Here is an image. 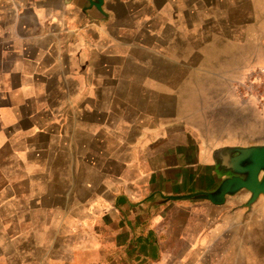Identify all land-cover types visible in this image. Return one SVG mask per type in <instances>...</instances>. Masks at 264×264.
Here are the masks:
<instances>
[{"label":"rangeland","instance_id":"obj_1","mask_svg":"<svg viewBox=\"0 0 264 264\" xmlns=\"http://www.w3.org/2000/svg\"><path fill=\"white\" fill-rule=\"evenodd\" d=\"M1 1L14 5V0ZM85 1L84 9L95 8L106 17L104 0L100 7ZM195 1L186 0L187 8H196ZM131 5L143 6L137 1ZM124 21L137 26L131 19ZM151 26L161 32L156 40L143 41L156 47L126 50L114 59L109 81L93 99L76 104L66 100L60 120L39 139L28 161L0 149V264H87L90 239L79 222L90 216L94 204H114L115 194L122 192L117 182L139 158L150 128L158 136L168 127L175 131L188 125L218 130L201 118L212 115L231 91L242 107L252 101L259 112L264 68L221 67L224 62L216 57L220 52L212 48L213 19L197 18L190 10L182 14L174 7L166 22L154 20ZM126 38L134 42L138 35ZM139 57L154 64L141 68L135 64ZM243 118L230 114L225 127L237 126ZM252 119L253 144L239 150L264 145V115L254 113ZM154 207L151 219L164 255L155 263L264 264V192L253 197L242 187L219 203L206 197L167 198ZM128 234L126 228L123 235Z\"/></svg>","mask_w":264,"mask_h":264},{"label":"crops","instance_id":"obj_2","mask_svg":"<svg viewBox=\"0 0 264 264\" xmlns=\"http://www.w3.org/2000/svg\"><path fill=\"white\" fill-rule=\"evenodd\" d=\"M135 1L143 6L133 7ZM195 2L196 8H187L186 0H104L105 17L95 8L84 9L85 0H14L12 6L0 0V149L28 161L39 139L60 120L66 100L76 104L93 99L109 81L114 59L126 50L156 47L143 37L156 40L161 28L151 23L166 22L174 7L182 14L190 10L197 18L213 19L212 48L220 52L216 57L224 62L221 67L264 68V0ZM125 19L137 26L129 27ZM134 32L138 39L129 42L126 37ZM137 59L141 68L154 64L151 58ZM228 94L212 115L201 118L218 130L188 125L174 131L169 122L162 136L156 128L148 130L139 158L117 182L122 192L115 194L114 204H94L90 216L79 222L90 239L87 264H154L163 259L162 238L151 219L154 204L216 196L224 181L236 175L231 165L236 149L253 144L252 116H263L264 104L256 102L258 112L252 101L242 107L232 98L234 92ZM233 113L244 118L225 127Z\"/></svg>","mask_w":264,"mask_h":264},{"label":"water","instance_id":"obj_3","mask_svg":"<svg viewBox=\"0 0 264 264\" xmlns=\"http://www.w3.org/2000/svg\"><path fill=\"white\" fill-rule=\"evenodd\" d=\"M91 4L100 7L102 0H89ZM237 155L232 165L233 172L236 175L228 178L222 184L220 192L216 196L210 194L199 195L197 197L209 198L212 202L219 203L223 201L224 196L237 188H246L250 190L253 197L259 192H264V145L260 147H248L236 149ZM263 176L260 179V173Z\"/></svg>","mask_w":264,"mask_h":264}]
</instances>
